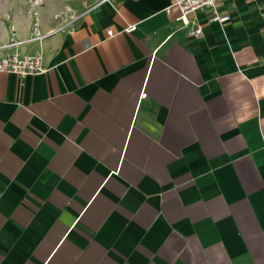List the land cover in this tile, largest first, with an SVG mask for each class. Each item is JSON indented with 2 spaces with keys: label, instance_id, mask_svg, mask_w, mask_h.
Listing matches in <instances>:
<instances>
[{
  "label": "crops",
  "instance_id": "1",
  "mask_svg": "<svg viewBox=\"0 0 264 264\" xmlns=\"http://www.w3.org/2000/svg\"><path fill=\"white\" fill-rule=\"evenodd\" d=\"M97 1L70 24L42 5L17 52L45 73H0V264H264V0L186 27L167 0Z\"/></svg>",
  "mask_w": 264,
  "mask_h": 264
},
{
  "label": "built area",
  "instance_id": "2",
  "mask_svg": "<svg viewBox=\"0 0 264 264\" xmlns=\"http://www.w3.org/2000/svg\"><path fill=\"white\" fill-rule=\"evenodd\" d=\"M109 0H98L97 3H106ZM167 11L170 9H175L178 13L177 20L181 22L183 26H188V16L193 15L196 11L202 10L203 8H210L212 10V17L210 21L215 22L218 25H223L230 20V16L218 15L216 13L215 7L218 3L223 0H167ZM233 1V0H231ZM29 14L31 17L30 32L24 41H19L15 35V26L11 22V18L6 16L5 22L8 24L9 38L7 43L3 46L5 49V54L0 56V73L1 74H12L19 78H24L28 76H38L45 73V68L42 65V58L39 53L31 55H22L17 52V48L22 43H34L39 42L43 35L40 34L38 29L37 21V9L36 1H32L29 4ZM76 16H73L65 24H70ZM189 28V36L198 37L201 34V28L199 25H192ZM133 28H127V30H132ZM106 35H110L107 32Z\"/></svg>",
  "mask_w": 264,
  "mask_h": 264
},
{
  "label": "rangeland",
  "instance_id": "3",
  "mask_svg": "<svg viewBox=\"0 0 264 264\" xmlns=\"http://www.w3.org/2000/svg\"><path fill=\"white\" fill-rule=\"evenodd\" d=\"M32 1H36V9L44 4H54L55 8L60 9V12L55 17L59 23L67 22L79 13L77 10L72 9V7H75L73 0H0V21L5 22L6 16L11 18L12 14H28L29 4ZM85 3L83 2L82 5H85Z\"/></svg>",
  "mask_w": 264,
  "mask_h": 264
}]
</instances>
